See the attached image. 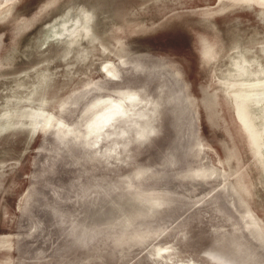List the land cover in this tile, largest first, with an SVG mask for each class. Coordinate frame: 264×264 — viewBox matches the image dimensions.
I'll use <instances>...</instances> for the list:
<instances>
[{"label":"water","instance_id":"obj_1","mask_svg":"<svg viewBox=\"0 0 264 264\" xmlns=\"http://www.w3.org/2000/svg\"><path fill=\"white\" fill-rule=\"evenodd\" d=\"M0 264H264V0H0Z\"/></svg>","mask_w":264,"mask_h":264}]
</instances>
